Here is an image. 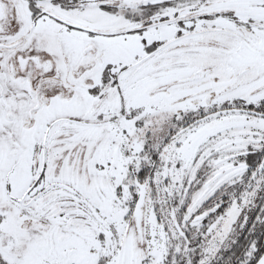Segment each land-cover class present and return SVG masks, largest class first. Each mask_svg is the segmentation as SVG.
Instances as JSON below:
<instances>
[{"label":"snow or ice","instance_id":"obj_1","mask_svg":"<svg viewBox=\"0 0 264 264\" xmlns=\"http://www.w3.org/2000/svg\"><path fill=\"white\" fill-rule=\"evenodd\" d=\"M0 264H264V0H0Z\"/></svg>","mask_w":264,"mask_h":264}]
</instances>
